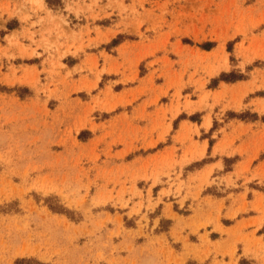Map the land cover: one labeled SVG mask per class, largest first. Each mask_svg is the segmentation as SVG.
<instances>
[{
	"label": "rangeland",
	"instance_id": "obj_1",
	"mask_svg": "<svg viewBox=\"0 0 264 264\" xmlns=\"http://www.w3.org/2000/svg\"><path fill=\"white\" fill-rule=\"evenodd\" d=\"M0 264H264V0H0Z\"/></svg>",
	"mask_w": 264,
	"mask_h": 264
},
{
	"label": "trees",
	"instance_id": "obj_2",
	"mask_svg": "<svg viewBox=\"0 0 264 264\" xmlns=\"http://www.w3.org/2000/svg\"><path fill=\"white\" fill-rule=\"evenodd\" d=\"M49 3H56L58 0H47Z\"/></svg>",
	"mask_w": 264,
	"mask_h": 264
}]
</instances>
